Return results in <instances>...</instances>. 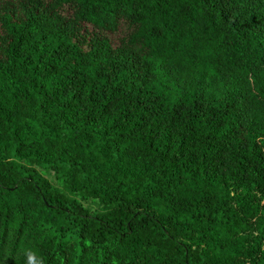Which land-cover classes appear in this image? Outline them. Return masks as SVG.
Instances as JSON below:
<instances>
[{
    "label": "trees",
    "instance_id": "16d2710c",
    "mask_svg": "<svg viewBox=\"0 0 264 264\" xmlns=\"http://www.w3.org/2000/svg\"><path fill=\"white\" fill-rule=\"evenodd\" d=\"M0 264H264V0H0Z\"/></svg>",
    "mask_w": 264,
    "mask_h": 264
}]
</instances>
